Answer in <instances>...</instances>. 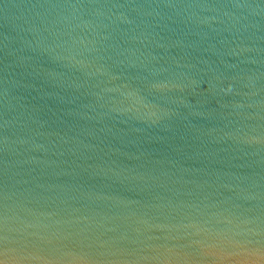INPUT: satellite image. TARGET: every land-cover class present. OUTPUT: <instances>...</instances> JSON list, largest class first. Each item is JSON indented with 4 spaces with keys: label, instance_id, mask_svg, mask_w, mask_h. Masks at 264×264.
<instances>
[{
    "label": "water",
    "instance_id": "water-1",
    "mask_svg": "<svg viewBox=\"0 0 264 264\" xmlns=\"http://www.w3.org/2000/svg\"><path fill=\"white\" fill-rule=\"evenodd\" d=\"M0 264H264V0H0Z\"/></svg>",
    "mask_w": 264,
    "mask_h": 264
}]
</instances>
